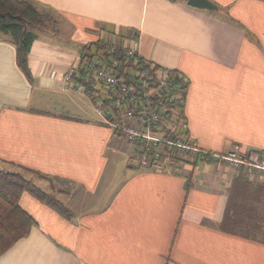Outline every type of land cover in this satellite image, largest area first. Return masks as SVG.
<instances>
[{"label":"crops","instance_id":"1","mask_svg":"<svg viewBox=\"0 0 264 264\" xmlns=\"http://www.w3.org/2000/svg\"><path fill=\"white\" fill-rule=\"evenodd\" d=\"M28 1L67 37L35 38L29 81L0 35V172L21 174L65 212L23 191L18 206L34 224L0 264H264L261 231L221 227L241 175L261 222L262 176L216 158L234 145L264 154V0H209L215 10L187 0ZM106 33L136 34L140 58L186 81L190 160L200 152L211 161L162 172L132 166L92 95L65 81L81 48Z\"/></svg>","mask_w":264,"mask_h":264},{"label":"built area","instance_id":"2","mask_svg":"<svg viewBox=\"0 0 264 264\" xmlns=\"http://www.w3.org/2000/svg\"><path fill=\"white\" fill-rule=\"evenodd\" d=\"M104 37L99 39L104 40ZM108 40L113 44L107 47L109 53H113L117 45L122 47L118 61L104 66L99 55L83 61L79 59V64L66 74L65 81L69 88L75 87L79 93L90 92L95 113L117 132V140L127 149L133 167L170 171L173 169L169 164L172 148L194 151L184 143L187 138V124L181 115L184 91L181 85L175 84L170 70L145 61L146 68L141 69L137 40L133 35L121 38L113 34ZM75 73L83 80L77 86L71 83ZM180 79L185 86L186 81L181 76ZM177 133L176 140H172ZM216 158L227 162L235 171L243 169L248 177L261 175L264 182V154L261 152H244L234 145L226 155Z\"/></svg>","mask_w":264,"mask_h":264},{"label":"trees","instance_id":"3","mask_svg":"<svg viewBox=\"0 0 264 264\" xmlns=\"http://www.w3.org/2000/svg\"><path fill=\"white\" fill-rule=\"evenodd\" d=\"M50 24L55 28L58 26L55 18L51 14L38 10L28 0H0V33L8 37L15 46L17 66L29 81H32L28 67L30 47L35 38H37V33L45 32L46 26ZM111 35H113V33H106L104 40L98 39L93 43L84 45L80 50V60L91 59L99 55L102 65L104 66H111L113 65V61H118L121 58V45H117L113 53H109L107 50V47L113 46L110 40H108ZM133 36L135 40H137L136 34H133ZM144 63V60L140 58V63H138V65L141 69L146 68ZM171 73L174 77L175 84L179 85V87L181 85V89L184 91L183 97L185 98L186 85H182L178 74L172 71ZM120 75H122L121 71ZM123 76L124 78L127 77L124 74ZM82 83V78L76 80V84ZM86 94L91 95L90 92ZM92 101L94 104L93 97ZM181 115L183 116V108L181 110ZM114 134L117 136V132H114ZM185 134L188 135L187 131ZM178 135L179 133L174 134L171 139L176 140ZM184 143L185 145L191 146L188 137ZM190 153L191 152L184 151L183 149H177L176 147L172 148L169 151V164H177L185 159L189 160L188 163L193 160L194 164L201 161L205 162L212 160L210 154H203L200 152L190 160ZM246 186L247 181L242 175L238 176L233 181V185L228 194L224 217L221 222V227L224 231L245 235L252 232L254 229L256 231L259 229V224L256 223L257 219L252 216L254 209L250 207L247 202V194L251 187ZM23 191H28L40 201L57 208L62 213L65 212L61 204L58 203L52 195L31 185L21 174L0 172V252L7 249L18 239L25 237L34 224L33 219L25 212L21 211L18 206V200Z\"/></svg>","mask_w":264,"mask_h":264},{"label":"rangeland","instance_id":"4","mask_svg":"<svg viewBox=\"0 0 264 264\" xmlns=\"http://www.w3.org/2000/svg\"><path fill=\"white\" fill-rule=\"evenodd\" d=\"M47 26H46V31L45 32H43V33L42 32H38V33L36 32L38 34V36H41V37L45 38V37H48V36H54V35L58 34L57 36H60L61 39L63 37H67V34L62 31L61 25H58L56 27L57 29L55 27L51 26V24L47 25ZM0 35L2 37H4V35H2L1 33H0ZM57 36H54V37H57ZM188 161L189 160L185 159L184 161H181L178 164L180 165L183 162L182 164L185 165V164H188ZM262 212L264 213V208H262ZM257 231L258 232L261 231L260 233H257V235L264 239V216L262 217L261 222L259 223V229Z\"/></svg>","mask_w":264,"mask_h":264},{"label":"water","instance_id":"5","mask_svg":"<svg viewBox=\"0 0 264 264\" xmlns=\"http://www.w3.org/2000/svg\"><path fill=\"white\" fill-rule=\"evenodd\" d=\"M187 5L201 10H215L216 6L209 0H187Z\"/></svg>","mask_w":264,"mask_h":264}]
</instances>
